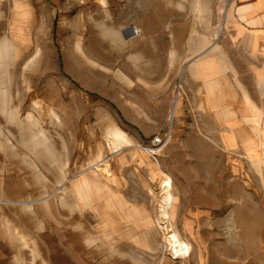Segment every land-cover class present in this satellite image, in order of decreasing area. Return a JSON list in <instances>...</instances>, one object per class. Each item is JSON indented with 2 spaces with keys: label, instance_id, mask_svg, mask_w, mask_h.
I'll list each match as a JSON object with an SVG mask.
<instances>
[{
  "label": "rangeland",
  "instance_id": "1",
  "mask_svg": "<svg viewBox=\"0 0 264 264\" xmlns=\"http://www.w3.org/2000/svg\"><path fill=\"white\" fill-rule=\"evenodd\" d=\"M15 1L0 4V16L11 15L0 23V39H14L19 55L13 68H0V78L10 76L11 108L24 125L30 114L38 119L55 152H32L20 124L0 110V264H236L241 255L237 240H231L238 232L236 213L229 216L231 227L224 223L213 231L221 240L215 246L209 228L192 235L175 216L164 230L158 222L162 182L143 191L131 163V153L142 150L161 164L174 140L190 145V169L196 170L192 162L213 161L216 170L221 162L211 144L204 143L207 135L199 127L207 119L194 104L186 67L222 26H229L222 19L225 0H207V20L194 9V0H19L30 11L22 25L26 41L12 27ZM136 27L141 36L135 35ZM108 29L119 38L113 40ZM193 41L199 46L193 47ZM38 48L41 61L25 68ZM113 124L133 142L121 153L109 150L107 129ZM167 134V146L150 153L154 138ZM99 146L110 162L107 177L100 171L104 163L89 168ZM63 173L68 181L60 186ZM84 176L109 181L112 195L142 194L153 200L156 232L149 235V244L134 245L124 240L125 234L106 237L104 223L89 214L88 205L70 209L76 198L69 194L72 184ZM225 199L230 205L235 196ZM24 200L31 201L34 212L23 208ZM250 206L243 220L247 232L261 221L260 212ZM173 228L193 243L186 259L162 251L164 236ZM196 238L203 243L197 245ZM247 250L254 254L255 244L247 242Z\"/></svg>",
  "mask_w": 264,
  "mask_h": 264
},
{
  "label": "crops",
  "instance_id": "2",
  "mask_svg": "<svg viewBox=\"0 0 264 264\" xmlns=\"http://www.w3.org/2000/svg\"><path fill=\"white\" fill-rule=\"evenodd\" d=\"M6 1L0 0V4L5 6ZM226 6L222 19L228 20L229 26L187 61L186 67L194 104L207 119L199 127L209 140L204 139V143L211 144L221 162L216 170L213 161L203 165L192 162L196 170L190 169V145L174 140L161 164L142 150L131 153V163L137 166L135 173L143 191L161 182L163 174L172 176L177 199L174 216L192 235L209 228L214 246L221 240L213 231L224 223L231 227L234 222L229 216L236 213L238 232L231 239L240 246L236 264H264V0H227ZM10 18L0 16V23ZM183 151L186 154L182 157ZM97 183L108 189L94 204L108 231L105 236L113 238L116 233L120 238L125 234L123 239L134 245L149 244V235L156 232L153 200L142 194L135 198L117 192L112 195L109 181ZM230 195L235 200L229 205L225 198ZM248 206L260 212L261 221L247 232L243 220ZM195 241L203 243L198 238ZM247 242L255 244L256 251L250 256Z\"/></svg>",
  "mask_w": 264,
  "mask_h": 264
},
{
  "label": "bare ground",
  "instance_id": "3",
  "mask_svg": "<svg viewBox=\"0 0 264 264\" xmlns=\"http://www.w3.org/2000/svg\"><path fill=\"white\" fill-rule=\"evenodd\" d=\"M104 0H102L103 2ZM227 4V0H225L224 5ZM194 9L197 11H201L203 13V16L205 20L208 19V15L210 12V7L208 5V1H201V0H194ZM14 20H13V28L16 31L17 38H23L25 41L26 36L23 32L22 25L27 23L30 16V11L26 10V8L23 6V4L19 1H15L14 5ZM224 13V12H223ZM224 26L220 28L222 30ZM136 36H141L142 31L140 28L136 27L135 30ZM221 32V31H220ZM219 32V33H220ZM107 34L113 37V40L119 38V34L116 33L113 29H108L106 31ZM200 43H197L196 41H193L191 45L196 48V46H199ZM19 55V45L15 42L14 39H0V68L2 67H9L13 68L15 65V61H17V57ZM42 51L40 48L37 49V51L33 54L31 59L28 61V64L25 68H31L34 67L38 62L41 61L42 57ZM1 70V69H0ZM4 69L2 70V72ZM0 72V74L2 73ZM10 82L11 78L10 76H3L0 78V110L3 112L4 115L7 116V118L11 122H18L22 128V131L24 132V136L28 137L25 139L29 140V149L32 150L36 155L38 156H45L52 155L55 151L53 148V145L51 144V140L48 138V133L46 130H44L42 127H40V123L38 119L34 118L32 114L28 115V124L24 125L23 122L19 119L17 114V109L11 108V92H10ZM178 103H176V106L174 108V111L172 113L171 119L175 116V112L177 110ZM111 142L109 143V150L112 153H121L122 150L125 147L131 146L132 141L128 137V134L126 131H124L122 128H119L116 125H111L107 129ZM28 135V136H27ZM170 141V139H169ZM100 147V153L99 155L92 161V164H90L89 168L92 169V167L97 166L99 167L100 164L104 163V166L100 169L103 176L107 177L110 175V162L106 161L104 158V150L105 147ZM163 148H151L148 149L150 153H153V151L159 150L161 151ZM163 178L161 180L162 186H163V194L161 196L160 201V208H159V217L158 222L162 229H168V223H170V219L174 217V210H175V203L177 202L176 196L174 195L173 191V177L169 174H163ZM62 180H60V186L65 185L68 181V178L65 176V173L62 174L61 177ZM67 188V187H66ZM108 190L105 186L100 185L97 183L94 178H88L87 176H84L82 180L77 181L76 183L72 184L71 190L69 192L72 197H76L72 203L69 204L70 209L72 211H78L81 207V204L88 205L89 208V214L91 215H99L100 211L99 208H96L94 205L93 200L98 196L103 194L104 190ZM63 203L66 202L64 197L62 198ZM61 200V201H62ZM29 200L22 201L23 208H26L31 213L34 212L32 209V204ZM66 204V203H65ZM164 244L162 245V251L164 252V255H170L173 259H186L191 253L193 249V243L192 241L188 239H183L182 236H180V233L175 230L174 228L170 231V233L167 236H164Z\"/></svg>",
  "mask_w": 264,
  "mask_h": 264
},
{
  "label": "built area",
  "instance_id": "4",
  "mask_svg": "<svg viewBox=\"0 0 264 264\" xmlns=\"http://www.w3.org/2000/svg\"><path fill=\"white\" fill-rule=\"evenodd\" d=\"M170 139V134H167V136L165 137H161V136H156L152 142V146H154L153 148H164L167 146L168 142Z\"/></svg>",
  "mask_w": 264,
  "mask_h": 264
}]
</instances>
